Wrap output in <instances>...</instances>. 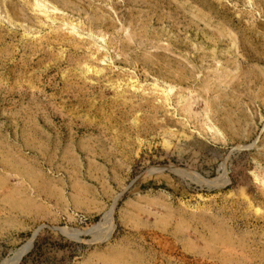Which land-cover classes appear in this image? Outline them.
Instances as JSON below:
<instances>
[{
  "label": "rangeland",
  "instance_id": "374dc122",
  "mask_svg": "<svg viewBox=\"0 0 264 264\" xmlns=\"http://www.w3.org/2000/svg\"><path fill=\"white\" fill-rule=\"evenodd\" d=\"M0 264H264V0H0Z\"/></svg>",
  "mask_w": 264,
  "mask_h": 264
},
{
  "label": "bare ground",
  "instance_id": "6f19581e",
  "mask_svg": "<svg viewBox=\"0 0 264 264\" xmlns=\"http://www.w3.org/2000/svg\"><path fill=\"white\" fill-rule=\"evenodd\" d=\"M5 1V0H4ZM40 1V0H39ZM38 4V3H37ZM35 5V4H34ZM32 6V5H31ZM45 6V5H44ZM55 9V8H54ZM53 9V10H54ZM15 10H17V9H15ZM86 70V69H85ZM168 89V88H167ZM163 93H165V92H163ZM167 95V94H166ZM165 97V96H164ZM166 98H168L167 96H166ZM166 98H165V100H166ZM145 100V99H144ZM163 101V100H162ZM244 138V137H243ZM223 185V184H222ZM224 186H227V184L226 185H224Z\"/></svg>",
  "mask_w": 264,
  "mask_h": 264
}]
</instances>
